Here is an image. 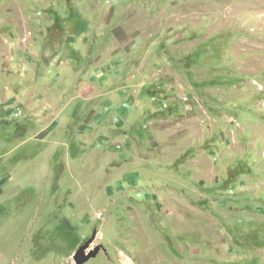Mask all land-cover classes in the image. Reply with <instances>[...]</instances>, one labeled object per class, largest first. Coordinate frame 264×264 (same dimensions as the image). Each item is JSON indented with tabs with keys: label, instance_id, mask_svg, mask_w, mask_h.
<instances>
[{
	"label": "rangeland",
	"instance_id": "rangeland-1",
	"mask_svg": "<svg viewBox=\"0 0 264 264\" xmlns=\"http://www.w3.org/2000/svg\"><path fill=\"white\" fill-rule=\"evenodd\" d=\"M264 264V0H0V264Z\"/></svg>",
	"mask_w": 264,
	"mask_h": 264
},
{
	"label": "water",
	"instance_id": "water-1",
	"mask_svg": "<svg viewBox=\"0 0 264 264\" xmlns=\"http://www.w3.org/2000/svg\"><path fill=\"white\" fill-rule=\"evenodd\" d=\"M87 244L88 243L86 242L73 253L72 260L75 264H83V262L94 256L98 251V248L96 247L95 249L90 250L88 253H86L85 248Z\"/></svg>",
	"mask_w": 264,
	"mask_h": 264
}]
</instances>
